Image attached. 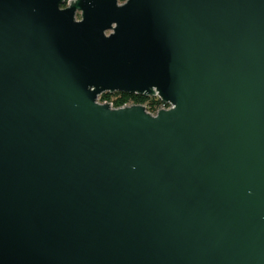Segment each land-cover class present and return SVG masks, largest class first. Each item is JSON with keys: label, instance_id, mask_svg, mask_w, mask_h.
I'll list each match as a JSON object with an SVG mask.
<instances>
[{"label": "water", "instance_id": "water-1", "mask_svg": "<svg viewBox=\"0 0 264 264\" xmlns=\"http://www.w3.org/2000/svg\"><path fill=\"white\" fill-rule=\"evenodd\" d=\"M64 3L0 0V264H264V0Z\"/></svg>", "mask_w": 264, "mask_h": 264}, {"label": "trees", "instance_id": "trees-1", "mask_svg": "<svg viewBox=\"0 0 264 264\" xmlns=\"http://www.w3.org/2000/svg\"><path fill=\"white\" fill-rule=\"evenodd\" d=\"M63 7H66V2ZM119 3H124L126 0H118ZM100 103H111L113 108H120L124 105H141L146 106L147 110L155 111L157 108L161 107L163 103L156 98L144 97L142 95L136 94H126L121 92L115 93H104L99 96Z\"/></svg>", "mask_w": 264, "mask_h": 264}, {"label": "built area", "instance_id": "built-area-1", "mask_svg": "<svg viewBox=\"0 0 264 264\" xmlns=\"http://www.w3.org/2000/svg\"><path fill=\"white\" fill-rule=\"evenodd\" d=\"M152 98L159 99L158 96H157V94H156L155 96H153ZM159 100H160V99H159ZM160 101H161V100H160ZM97 102L100 103V102H99V97H98V99H97ZM100 104H109L110 108H112V109H118V108H113L111 103H100ZM129 106H132V105H124V106H122V107H120V108H123V107H129ZM143 107L145 108V111H146L149 115H151V116H153V117L156 116L157 113H158L160 110H169V109L172 108L171 105H169V104H164V103H163V105H162L161 107L157 108L155 111L147 110V109H146V106H143Z\"/></svg>", "mask_w": 264, "mask_h": 264}, {"label": "rangeland", "instance_id": "rangeland-1", "mask_svg": "<svg viewBox=\"0 0 264 264\" xmlns=\"http://www.w3.org/2000/svg\"><path fill=\"white\" fill-rule=\"evenodd\" d=\"M76 19H79V14H76Z\"/></svg>", "mask_w": 264, "mask_h": 264}]
</instances>
